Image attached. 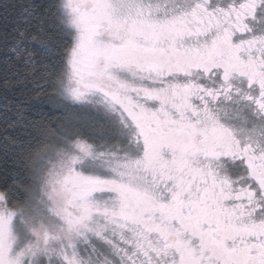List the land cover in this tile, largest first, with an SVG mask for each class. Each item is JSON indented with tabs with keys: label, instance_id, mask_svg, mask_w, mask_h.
<instances>
[{
	"label": "snow or ice",
	"instance_id": "1",
	"mask_svg": "<svg viewBox=\"0 0 264 264\" xmlns=\"http://www.w3.org/2000/svg\"><path fill=\"white\" fill-rule=\"evenodd\" d=\"M0 9L62 117L29 125L31 190L0 186V264H264V0Z\"/></svg>",
	"mask_w": 264,
	"mask_h": 264
},
{
	"label": "trees",
	"instance_id": "2",
	"mask_svg": "<svg viewBox=\"0 0 264 264\" xmlns=\"http://www.w3.org/2000/svg\"><path fill=\"white\" fill-rule=\"evenodd\" d=\"M9 2L0 0V5ZM34 2L45 3L47 0ZM14 24L11 14L5 17L0 9V37L6 32L11 34ZM49 26L53 33L58 31L54 20L50 21ZM28 46L39 51V46L33 41H29ZM24 69L22 61L6 50L0 39V109L5 101L12 108L7 123L0 116V186L15 184L22 193L31 190L30 172L36 167V161L28 159V137L34 132L29 125L35 119L49 118L54 121L62 118L59 115L51 116L55 110V101L50 99L54 95L52 91L41 92L36 80L26 77ZM79 116L83 122L92 118L87 113Z\"/></svg>",
	"mask_w": 264,
	"mask_h": 264
},
{
	"label": "rangeland",
	"instance_id": "3",
	"mask_svg": "<svg viewBox=\"0 0 264 264\" xmlns=\"http://www.w3.org/2000/svg\"><path fill=\"white\" fill-rule=\"evenodd\" d=\"M77 118H78L79 120H81L79 115L77 116ZM91 119H92V118H91Z\"/></svg>",
	"mask_w": 264,
	"mask_h": 264
}]
</instances>
